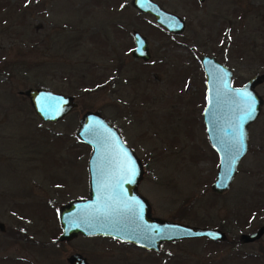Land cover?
I'll list each match as a JSON object with an SVG mask.
<instances>
[{
  "label": "rangeland",
  "instance_id": "rangeland-1",
  "mask_svg": "<svg viewBox=\"0 0 264 264\" xmlns=\"http://www.w3.org/2000/svg\"><path fill=\"white\" fill-rule=\"evenodd\" d=\"M155 1L184 18L179 33L129 0H0V264H68L72 252L89 264H264V233L239 236L264 223V81L247 149L217 193L199 64L215 56L234 85L264 72V0ZM132 29L146 39V60L131 55ZM27 87L70 94L76 106L43 121L18 92ZM86 109L109 119L140 158L137 189L151 215L221 227L226 240L182 238L157 251L104 235L58 240L56 207L87 196L90 147L74 135Z\"/></svg>",
  "mask_w": 264,
  "mask_h": 264
},
{
  "label": "water",
  "instance_id": "water-1",
  "mask_svg": "<svg viewBox=\"0 0 264 264\" xmlns=\"http://www.w3.org/2000/svg\"><path fill=\"white\" fill-rule=\"evenodd\" d=\"M129 3L136 11L151 15L155 23L171 33L177 34L183 29V19L154 0H129ZM131 37V55L146 60L149 51L144 35L132 29ZM199 64L204 76L201 119L206 138L217 155L215 174L209 188L219 193L228 188L237 163L247 149L248 124L255 119L261 106L255 85L264 81V72L254 73L242 84L234 85L231 82L232 69L215 56L202 54ZM18 92L27 97L34 114L46 122L57 121L76 106L72 95L44 87H27ZM244 93L248 94L247 98ZM248 98L254 101L255 110L251 118L242 120ZM241 130L244 148L242 154L235 156L229 172L226 171L229 168V151L234 136ZM74 135L90 147L87 196L71 198L57 207L58 240H68L77 233L104 235L157 251L164 241L192 237L225 238V233L216 227L191 225L151 215L149 202L137 189L143 172L140 158L99 111L84 110L77 119ZM129 160L135 170L132 176L123 171ZM0 230H4L1 221ZM260 232L261 229H257L242 236L250 240ZM65 260L68 264H89L79 252L69 253Z\"/></svg>",
  "mask_w": 264,
  "mask_h": 264
},
{
  "label": "snow or ice",
  "instance_id": "snow-or-ice-1",
  "mask_svg": "<svg viewBox=\"0 0 264 264\" xmlns=\"http://www.w3.org/2000/svg\"><path fill=\"white\" fill-rule=\"evenodd\" d=\"M243 95L246 98L248 97L247 93H244ZM254 110H255L254 101H252L251 98H248L247 103H246V109L241 119L245 120V119L251 118L254 113ZM243 148H244V134H243V131L241 130L233 138L231 149L229 151V156H228L229 168L226 171L230 172L231 165L235 163V156L242 154ZM123 171L129 174V176H132L135 174V170L131 167L130 160L127 162V165L125 166ZM157 232L159 234V230H157Z\"/></svg>",
  "mask_w": 264,
  "mask_h": 264
},
{
  "label": "flooded vegetation",
  "instance_id": "flooded-vegetation-1",
  "mask_svg": "<svg viewBox=\"0 0 264 264\" xmlns=\"http://www.w3.org/2000/svg\"><path fill=\"white\" fill-rule=\"evenodd\" d=\"M155 1V0H154ZM156 2V1H155ZM161 6V5H160ZM162 7V6H161ZM169 11V10H168ZM172 12V11H171ZM173 13H175V12H173ZM176 14V13H175ZM149 15V14H148ZM178 15V14H177ZM151 16V15H150ZM152 17V16H151ZM179 17H181L180 15H179ZM153 18V17H152ZM182 19H183V21H184V18L183 17H181ZM154 21V20H153ZM155 22V21H154ZM157 24V23H156ZM159 25V24H158ZM184 25H185V21H184ZM184 25H183V28H184ZM159 26H161V25H159ZM162 27V26H161ZM164 28V27H163ZM165 29V28H164ZM170 33H171V31H169ZM248 134V133H247ZM135 153V152H134ZM88 155H89V153H88ZM85 170L87 171V159H86V163H85ZM222 192V191H221ZM263 203V209H264V201L262 202ZM60 204H58V206H59ZM57 206V207H58ZM57 207H56V213H57ZM216 228H218V229H220V230H222L224 233H225V231L223 230V229H221V227H216ZM21 229H22V227H21ZM257 229H261V232H260V234H259V236H257V237H255V238H253V239H250V240H246L242 235L243 234H245V233H252V232H254V231H256ZM20 230V229H19ZM264 233V223L262 224V225H259V227H257L256 229H254V230H251V231H247V232H241L240 234H239V236H240V239H242L243 240V242H256L260 237H261V235ZM226 240V235H225V238L224 239H219V240H213V241H225ZM229 242H231L230 240H229ZM259 247L261 248V252H262V254H263V256H264V243H262V242H260V245H259ZM249 253V252H248ZM248 253L246 252L245 254H243V255H245L244 257H246L247 255H248ZM263 264V263H262Z\"/></svg>",
  "mask_w": 264,
  "mask_h": 264
},
{
  "label": "trees",
  "instance_id": "trees-1",
  "mask_svg": "<svg viewBox=\"0 0 264 264\" xmlns=\"http://www.w3.org/2000/svg\"><path fill=\"white\" fill-rule=\"evenodd\" d=\"M218 53H219V51H218Z\"/></svg>",
  "mask_w": 264,
  "mask_h": 264
}]
</instances>
